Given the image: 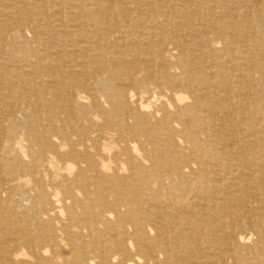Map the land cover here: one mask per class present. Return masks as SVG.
<instances>
[{
    "label": "bare ground",
    "instance_id": "1",
    "mask_svg": "<svg viewBox=\"0 0 264 264\" xmlns=\"http://www.w3.org/2000/svg\"><path fill=\"white\" fill-rule=\"evenodd\" d=\"M0 264H264V0H0Z\"/></svg>",
    "mask_w": 264,
    "mask_h": 264
}]
</instances>
